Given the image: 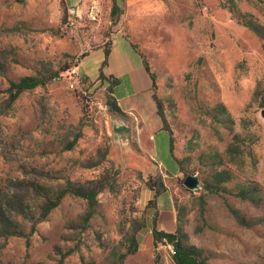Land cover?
Returning a JSON list of instances; mask_svg holds the SVG:
<instances>
[{
  "label": "rangeland",
  "instance_id": "374dc122",
  "mask_svg": "<svg viewBox=\"0 0 264 264\" xmlns=\"http://www.w3.org/2000/svg\"><path fill=\"white\" fill-rule=\"evenodd\" d=\"M194 2L151 23L148 52L132 43L171 132L168 172L111 110L124 88L98 79L120 12L94 22L59 0H0V264H177L172 244L154 243L163 212L203 263L264 264V0ZM25 76L48 83L11 102ZM78 187L100 190L93 208L69 193L44 216Z\"/></svg>",
  "mask_w": 264,
  "mask_h": 264
},
{
  "label": "crops",
  "instance_id": "0c3cea01",
  "mask_svg": "<svg viewBox=\"0 0 264 264\" xmlns=\"http://www.w3.org/2000/svg\"><path fill=\"white\" fill-rule=\"evenodd\" d=\"M87 1L59 0V3L65 10L79 16L87 12ZM115 4L119 7L120 15H118L124 24L122 23L121 29L113 32L108 65L104 74L106 77L121 79L117 87L122 86L124 89L116 93L115 87L113 95L120 109L129 118L126 132L132 134V140L134 138L137 140L136 149L147 156L150 155L159 167H164L168 172H176L178 162L170 151L168 131L164 130L163 121L152 98L153 81L132 43L139 44L145 52H148L152 36L151 33H147V29L150 31L151 23L156 27L161 17L172 13L177 15V12L178 15L188 16L192 13L195 2L194 0H103L102 15L105 20ZM154 37L161 38L159 34ZM97 50L105 51L103 46ZM153 50L157 53L160 47H155ZM83 64L84 60L80 67L89 77Z\"/></svg>",
  "mask_w": 264,
  "mask_h": 264
},
{
  "label": "trees",
  "instance_id": "16d2710c",
  "mask_svg": "<svg viewBox=\"0 0 264 264\" xmlns=\"http://www.w3.org/2000/svg\"><path fill=\"white\" fill-rule=\"evenodd\" d=\"M119 13V7L115 4L112 10V15H117ZM134 49L138 52L139 56L142 58L144 67L148 75L153 81V84L155 85V75L151 72L149 64L147 59L145 58L144 54L139 52L137 49V46L133 45ZM105 61L103 63V68H105L108 65V58L110 55V49H105ZM103 68L100 71L99 81H106L108 83L112 82L114 86H117L120 84L121 79H117L113 76L106 77ZM48 83V79L39 78L35 76H25L17 81H13L10 83V86L8 88V92L11 96V102L16 101L19 99V97L26 91H30L33 89H36L39 86H44ZM114 96V95H113ZM116 100V99H115ZM109 106L112 111H115L117 113H121L122 110L120 109L117 100L112 101L109 103ZM157 108H158V114L161 118H163V111H162V104L161 102H157ZM165 131H168L164 127ZM169 139H170V146H171V154L172 157H174L173 151H172V136L171 132L168 131ZM148 191L153 194L155 197L160 196L163 193V184L161 182H156V177L150 176L148 180ZM100 190L97 191H90L87 192L85 189H82L78 187L77 189L68 188L65 189L63 192H61L57 199L54 201H48L45 203L44 207V216H48L55 208L59 206L61 201L64 199V197L69 194H75L77 196H80L82 198H85L89 202L90 209L93 208V206L96 203L97 194ZM3 216L0 215V226L3 224ZM166 226V232L160 233L157 229L153 231V239L154 243L156 244L159 240H166L169 244H172L174 247V258L177 264H205L201 259L190 249L185 248L181 245V243L178 241V238L176 236V223L172 218H169L166 213H164V216L161 219ZM6 221V220H5ZM8 221H6V226L0 227V234H8L10 232V227L7 226ZM3 232V233H2ZM12 234H19V233H11ZM22 236V235H20Z\"/></svg>",
  "mask_w": 264,
  "mask_h": 264
},
{
  "label": "built area",
  "instance_id": "2783aa9c",
  "mask_svg": "<svg viewBox=\"0 0 264 264\" xmlns=\"http://www.w3.org/2000/svg\"><path fill=\"white\" fill-rule=\"evenodd\" d=\"M102 4L103 0H88L87 1V12L85 15H79V17L88 18L94 22L100 21L102 16Z\"/></svg>",
  "mask_w": 264,
  "mask_h": 264
},
{
  "label": "water",
  "instance_id": "95a60500",
  "mask_svg": "<svg viewBox=\"0 0 264 264\" xmlns=\"http://www.w3.org/2000/svg\"><path fill=\"white\" fill-rule=\"evenodd\" d=\"M186 185H188L190 188L196 189L199 186V181L197 177H188L186 179Z\"/></svg>",
  "mask_w": 264,
  "mask_h": 264
}]
</instances>
